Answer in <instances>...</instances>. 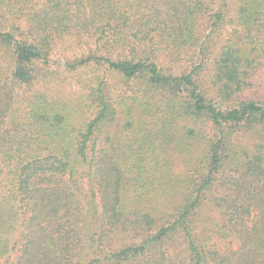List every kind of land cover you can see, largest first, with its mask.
<instances>
[{"label": "trees", "instance_id": "trees-1", "mask_svg": "<svg viewBox=\"0 0 264 264\" xmlns=\"http://www.w3.org/2000/svg\"><path fill=\"white\" fill-rule=\"evenodd\" d=\"M0 264H264V0H0Z\"/></svg>", "mask_w": 264, "mask_h": 264}, {"label": "rangeland", "instance_id": "rangeland-1", "mask_svg": "<svg viewBox=\"0 0 264 264\" xmlns=\"http://www.w3.org/2000/svg\"><path fill=\"white\" fill-rule=\"evenodd\" d=\"M93 42L87 39V36L65 35L57 37L54 41L52 51L41 66L43 69L39 76L38 85L50 88L56 96L71 98L82 90L86 78L93 73H101L98 66L81 65L77 68H69L73 59L87 53L89 48H93ZM167 64V61H164ZM43 75V76H42ZM117 76H108V84L112 92H117L116 88L120 85L116 82ZM175 169H182L179 158L175 159ZM216 245L225 249V241H216Z\"/></svg>", "mask_w": 264, "mask_h": 264}]
</instances>
